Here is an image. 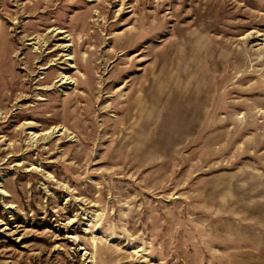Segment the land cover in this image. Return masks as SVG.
Wrapping results in <instances>:
<instances>
[{"label": "rangeland", "instance_id": "374dc122", "mask_svg": "<svg viewBox=\"0 0 264 264\" xmlns=\"http://www.w3.org/2000/svg\"><path fill=\"white\" fill-rule=\"evenodd\" d=\"M0 264H264V0H0Z\"/></svg>", "mask_w": 264, "mask_h": 264}]
</instances>
